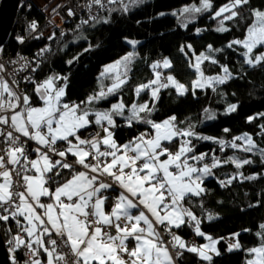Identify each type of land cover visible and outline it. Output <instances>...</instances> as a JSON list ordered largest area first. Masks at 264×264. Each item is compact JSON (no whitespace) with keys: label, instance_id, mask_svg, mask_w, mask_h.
<instances>
[{"label":"snow or ice","instance_id":"6c2138e0","mask_svg":"<svg viewBox=\"0 0 264 264\" xmlns=\"http://www.w3.org/2000/svg\"><path fill=\"white\" fill-rule=\"evenodd\" d=\"M108 2L115 4L117 0ZM119 2L123 10L127 11L123 0ZM92 4L105 7L103 0H91L84 7L90 9ZM249 4L250 0H229L215 11L214 16L222 17L220 23L223 25L225 20L240 17L239 9ZM212 7L211 0H201L200 5L185 6L180 11L201 13ZM112 10L114 9H110ZM249 11L252 22L247 26L244 38L231 41L227 47L242 45L245 49L242 53L246 58L245 63L255 67L264 64V52L257 51L264 48V10L250 8ZM68 14L71 16L74 13L69 10ZM29 27L35 30L37 25L32 22ZM227 30L223 26L217 28L220 32ZM199 31L201 29H197ZM17 40L23 42L22 37H17ZM187 47L190 48L191 45ZM208 48L212 49V46L208 45ZM2 51L0 48V52ZM132 56L133 53H129L121 61L106 66L101 77L128 62ZM20 59L25 60L21 68L30 66L26 58ZM206 59L211 57L201 54L193 65L200 73V78L193 82L194 87L222 84L231 78L226 66H222L223 76L205 78L200 64ZM212 62L216 63L215 60ZM161 64L166 69L172 66L171 61L165 58L154 63L153 70ZM3 72L5 67L0 64V73ZM155 75L156 79L135 89L137 95L144 89H151L152 98L159 99L160 88H167L169 84L161 82L160 72ZM25 79L31 81L32 78ZM61 79L67 81L66 76L53 74L36 84L34 92L43 104L34 106L27 93H18L0 75V137L3 138L4 145L0 147V221L7 223L11 218L19 229L7 241L11 246L10 251L15 253L17 249H26L28 259L25 264H41V260L37 258L41 249L47 256L46 264H177L184 251L211 262L212 254H220L216 244L225 238L213 239L201 231V220L184 206V201L205 193L206 189L202 187L204 178L212 176V169L220 166L221 161L213 156L211 164L203 163L208 153L197 155L190 139H181L176 147V137H196V133L191 126L188 129H178L175 116L159 123L142 117L140 113L155 110L154 106L149 108L147 103L132 104L131 114L125 119L129 126L133 121L150 124L154 133H140L124 144H117L112 131L115 127L114 116H124L126 105L121 100L104 111L94 110L90 106L114 94L126 83V79H122L117 73L111 86H101L98 92L89 95L79 104L63 102L67 84L55 87V81ZM166 79L180 94L188 91L173 76L169 75ZM18 83L13 80V84L18 86ZM236 107L230 105L228 111H234ZM90 115H94L95 119L90 120ZM259 115L264 116V113ZM248 119L252 120L254 117ZM93 123L105 135L95 132L89 137L81 138V131H87ZM224 131L227 132L228 129ZM197 138L215 140L222 146L242 148L245 152H253L258 148L247 134L235 137L231 142L213 137ZM235 140H242L244 144L238 145ZM29 141L38 144L33 149L37 154L35 159H29ZM165 142L168 146H165ZM58 143L64 147L59 148ZM259 153L264 159V149H260ZM53 154L60 159L53 162ZM69 154L74 157L72 163L67 162ZM224 163H235L239 169L252 161L228 157ZM77 166L83 170L77 171ZM63 170H69L70 176L64 177ZM101 177H110L111 180L108 182ZM237 177L243 180L257 178L238 172L226 182L221 181V184H231ZM110 190L116 194H110ZM41 197H47L51 202L43 203ZM21 217L27 222V226L21 222ZM213 218L211 214L207 216L208 220ZM192 222H195L196 235L205 237L208 243L189 245L173 231L174 228L179 229L185 223ZM160 226H163L164 234L161 233ZM259 228L260 231L255 233L257 245L245 249L251 257L245 260V264H264V224H260ZM8 231L11 232V229ZM243 231L248 232L250 229ZM20 233L29 239L26 240ZM165 234L170 237L167 241ZM239 235V232L232 234L233 237ZM130 243L133 244L132 247H129ZM241 247L236 239L234 243H229L228 251ZM12 259L13 264H16L14 255Z\"/></svg>","mask_w":264,"mask_h":264},{"label":"trees","instance_id":"16d2710c","mask_svg":"<svg viewBox=\"0 0 264 264\" xmlns=\"http://www.w3.org/2000/svg\"><path fill=\"white\" fill-rule=\"evenodd\" d=\"M194 2L200 0H123V4L127 5L125 11L117 1L95 17V20L87 19L88 23L80 21L70 25V29L63 34L52 31L42 35L41 30L36 32V29L29 27L32 22L36 25L42 23V12L32 2L21 0L5 51L7 55L22 51L32 56L38 79H47L53 74L66 76L67 81H55V87L60 88L66 83L64 101L79 104L89 95L98 92L101 86L109 87L113 77H100L104 66L122 60L133 49L129 39L140 40L136 53L128 61L130 73L126 83L114 94L108 95L107 99L93 104L95 107H110L122 100L126 105L125 112L128 113L132 104L147 102L149 108L155 107L151 113L142 112V117L149 120L159 123L175 116L177 127L188 129L191 126L195 133H204L216 140L233 141L235 137L249 134L258 146L257 150L264 149V116L258 114L249 120L241 114L243 110L264 101V64L249 66L242 55L244 48L239 45L227 47L231 41L244 38L246 28L252 22L249 9L264 10V0H250L249 5L239 9L240 17L225 20L223 25L220 23L222 17H215L214 13L229 0H211V10L194 14L191 21L187 20L185 27L181 17L173 13L180 12L185 5ZM221 26L228 30L217 31ZM197 29L201 31L197 32ZM17 37H22L23 42L17 40ZM208 45L221 51H213ZM201 54L211 57L203 62L205 74H221L222 66H226L231 78L222 84L193 90L192 83L198 76L193 59ZM165 58H169L172 65L167 71L188 85L189 90L180 94L175 87L168 86L160 91L158 100L151 97L148 89L137 95L135 89L138 86L154 79L152 65ZM31 98L34 106L42 103L34 91L31 92ZM230 105H237L238 111L228 112ZM205 109L208 111L205 112ZM115 123L117 128L113 132L117 144H124L140 133L154 132L150 124L142 121H135L129 126L125 118L118 117ZM96 126L92 124L87 131ZM87 131L82 130L81 133ZM181 139L175 138L176 147ZM191 141L197 155L208 153L203 163L211 164L215 156L221 164L212 169V176L204 179L205 193L200 197L185 199L184 206L201 220V231L213 238L225 239L219 241L220 254L214 255L211 262L184 251L178 264H245V260L251 258L245 249L257 245L255 233L260 231L259 225L264 224V159L259 151L245 152L222 146L215 140L193 137ZM165 146H168L167 142ZM228 157L249 159L252 163L238 169L235 163H224ZM79 169L77 166V171ZM238 172L257 178L243 180L237 177L231 184H221V181L226 182ZM70 174L69 170H63L64 177ZM209 214L214 217L212 220L207 219ZM1 226L6 243L19 230L11 218L7 223L2 222ZM244 229L250 231L245 232ZM173 230L182 235V239L189 245L193 238L197 239L196 246L203 240L195 233V222L185 223L181 228ZM237 232L240 233L239 237H233L232 234ZM236 239L242 247L228 251L229 243ZM7 246L10 245L7 243ZM39 256L41 264H46L47 256L42 249ZM11 262L13 264V259Z\"/></svg>","mask_w":264,"mask_h":264},{"label":"built area","instance_id":"2783aa9c","mask_svg":"<svg viewBox=\"0 0 264 264\" xmlns=\"http://www.w3.org/2000/svg\"><path fill=\"white\" fill-rule=\"evenodd\" d=\"M24 1L32 2L42 12L44 19L42 23L40 25L38 24L36 27V32H39L41 30L42 35H46L52 31L57 34H63L66 30L70 29L69 28L70 25H73L83 20L91 19L90 17H97L100 14L107 11L112 6V3H109L108 0H103L105 7L101 8L100 5L92 4L90 9L84 7V5L91 3V0H24ZM58 5L59 7H57ZM53 9H56V11L54 12ZM69 10H71L72 13L74 14L70 16L68 14ZM9 39L3 46L0 47L3 49V51L0 52V64H3L5 67V72L0 73V75H3L4 79L8 81L9 85L15 91H17L20 94L27 93L31 97V92L29 90V87L33 86L35 88L36 84L43 82L45 79L39 80L37 78V74H36L37 71L35 68V64L33 62V57L30 56L29 54L22 51H17L10 55L6 54L5 48L9 44ZM21 57L26 58V61L30 64L28 68L26 69L21 68V65L25 63V60L20 59ZM13 61H18V63H13ZM33 69H35V71H33ZM25 77H31L32 79L31 81L26 80ZM13 80L19 82L18 86L16 84H13ZM33 81L35 83H33ZM89 131L95 133V130H89ZM2 139L3 138L0 137V147L4 146L2 143ZM36 147H38V144L35 141L28 142L27 150H28L29 159H32L33 155L35 154L33 149ZM51 157L54 160L60 159V157L55 156L54 154ZM66 159L68 163L73 162L69 158ZM101 179H104L105 181L108 182H110L111 180L110 177H101ZM160 231L162 234H164L163 226H160ZM174 232L178 235L177 231ZM20 234L24 235L26 240L29 239L28 237H26L25 234L23 233ZM164 238L166 241L170 239V237H168L166 234L164 235ZM196 243H197L196 238L191 239V245L193 244L196 245ZM26 252H27L26 249L20 248L17 249L15 253L11 254L12 257L13 255L15 256V260H17L16 264H25V260L28 259ZM12 257L10 256V258ZM37 258L40 259V256H38Z\"/></svg>","mask_w":264,"mask_h":264},{"label":"rangeland","instance_id":"374dc122","mask_svg":"<svg viewBox=\"0 0 264 264\" xmlns=\"http://www.w3.org/2000/svg\"><path fill=\"white\" fill-rule=\"evenodd\" d=\"M200 3H201V0H200V2H198V3H196V2H194V3H192V4H189V5H193V4H195V5H200ZM189 5H185V6H189ZM184 6V7H185ZM183 7V8H184ZM183 8H181V9H183ZM180 9V10H181ZM209 10H211V9H209ZM177 14V16H179V17H181V21L183 22V24L184 25H186L187 24V20L188 21H191V17L194 15V14H196V13H191V12H189V13H181V11L180 12H178V13H176ZM133 41H135L136 43L135 44H133V43H131V42H133ZM128 42L131 44V46L133 47V49L129 52V53H136L135 52V49L137 48V46L139 45V43H140V40H137V39H129L128 40ZM239 46H241L242 48H243V46L242 45H239ZM244 51H245V49H244ZM257 51H259V52H264V48H261V49H259V50H257ZM128 53V54H129ZM127 54V55H128ZM126 55V56H127ZM205 55V54H204ZM200 55H196V57L193 59V65H195L196 64V58L197 57H199ZM206 56V55H205ZM168 60H170L169 58H167ZM164 60V59H163ZM163 60H161V61H163ZM207 60V59H206ZM206 60H203L202 61V63L200 64V68H201V70L203 71V69H202V65H203V62L204 61H206ZM119 61H121V60H119ZM125 63H126V66H127V68L125 69ZM125 63H122V64H120L114 71H112V72H109L108 74H111V73H113V76H111V77H113V81H112V83L114 82V78H115V76L117 75V73H119L120 75H121V78L122 79H127V77H128V75H129V73H130V66H129V63L128 62H125ZM115 64V63H114ZM113 65V64H112ZM195 68V67H194ZM228 68V67H227ZM169 68H164L163 67V65L161 64L159 67H157L156 69H155V71H154V73H156V72H160L161 73V82H163V83H168L169 84V86H172V87H175L170 81H168L166 78L169 76V75H171V76H173L174 78H175V80L176 81H178L180 84H183L188 90H189V86L188 85H186L185 83H183V82H181V81H179L173 74H171V73H169L167 70H168ZM195 70L197 71V74H198V76H197V79L196 80H198L199 78H200V73H199V71L195 68ZM125 72H126V75H125ZM203 73H204V71H203ZM37 74V73H36ZM112 75V74H111ZM223 76L224 75V72H222L221 74H216V75H207V74H205L204 73V77L205 78H207V77H214V76ZM154 79H156V75H155V77H154ZM153 79V80H154ZM40 80V79H39ZM42 80H44V79H42ZM195 80V81H196ZM194 82V81H193ZM111 83V84H112ZM111 84L109 85V86H111ZM216 84H219V83H213V84H210V85H208V86H206V87H209V86H215ZM206 87H203V88H206ZM176 88V87H175ZM33 89H34V87L33 86H30L29 87V90H30V92H32L33 91ZM163 88H160V90H159V93H158V95L160 94V91L162 90ZM177 89V88H176ZM192 89L193 90H195V89H200V88H196V87H194V85H193V83H192ZM146 90V89H145ZM147 91H149L150 92V95H151V89H148ZM178 91V90H177ZM152 97V96H151ZM121 100H118V101H116L115 103H113V104H116V103H118V102H120ZM144 103H147V102H140V103H135V104H137V105H140V104H144ZM112 104V105H113ZM148 104V103H147ZM111 105V106H112ZM111 106L110 107H104V108H97V107H91V108H93L94 110H99V111H104V110H108V109H111ZM237 106V105H236ZM131 109V108H130ZM130 109H129V112L127 113V112H125L124 113V116H114V120L116 121V119L118 118V117H122V118H125V117H127V116H129L130 114H131V112H130ZM125 110H126V108H125ZM238 111V107H236V109L234 110V111H231V112H237ZM264 111V101L262 102V103H260V104H258V105H255V106H253L252 108H250V109H248V110H243L242 112H241V114L244 116V117H246V118H249V117H255L256 115H258V114H260V112H263ZM229 112V111H228ZM140 115L142 116V113H140ZM90 119V118H89ZM90 120H92V119H90ZM133 122H135V121H133ZM104 124H105V127H107V122L105 121L104 122ZM177 127V126H176ZM96 128L97 129H93L92 128V130H95V132H100V134H102V130H99V128L96 126ZM117 128V125H116V123H115V127L114 128H112V131H114L115 129ZM178 129H182V128H180V127H177ZM155 131V130H154ZM88 133H86V134H81V137L82 138H86V137H89L90 136V134H92V133H94V132H92V131H87ZM145 133V132H144ZM154 133V132H153ZM88 134V135H87ZM244 135V134H243ZM243 135H241V136H243ZM248 136H250L249 134H247ZM196 137H209V136H207V135H205L204 133H201V134H198V133H196ZM251 137V136H250ZM177 138V137H176ZM193 137H184V138H182V139H192ZM252 138V137H251ZM252 140H253V138H252ZM225 142H231V141H225ZM166 143V142H165ZM235 143L236 144H238V145H241V144H244V141H242V140H235ZM235 149H238V150H243L242 148H235ZM258 149V148H257ZM257 149H255L254 151H253V153H256V152H258L259 150H257ZM161 159H164V157H161ZM190 163V162H189ZM197 166H199V165H197ZM78 167H80V166H78ZM207 177H209V176H207ZM206 178V177H205ZM204 178V179H205ZM202 187H204V185H202ZM38 211H41V210H38ZM186 220H187V218H186ZM181 238H182V235H179ZM200 238H203V240H200L199 241V245L198 246H200V245H203V244H205V243H208V241H207V239L205 238V237H202V236H199ZM213 239H216V238H213ZM220 241V240H219ZM230 243H234V242H230ZM130 247V246H129ZM216 248L218 249V251H219V243L218 244H216ZM8 250H9V254H10V256L12 257V252L10 251V246L8 247ZM213 256L215 255V254H212ZM127 258V257H126ZM10 260H12V258H10Z\"/></svg>","mask_w":264,"mask_h":264},{"label":"water","instance_id":"95a60500","mask_svg":"<svg viewBox=\"0 0 264 264\" xmlns=\"http://www.w3.org/2000/svg\"><path fill=\"white\" fill-rule=\"evenodd\" d=\"M21 0H1L0 2V47L11 37ZM0 221V264H12L9 250L2 233Z\"/></svg>","mask_w":264,"mask_h":264},{"label":"crops","instance_id":"0c3cea01","mask_svg":"<svg viewBox=\"0 0 264 264\" xmlns=\"http://www.w3.org/2000/svg\"><path fill=\"white\" fill-rule=\"evenodd\" d=\"M117 61H119V60H117ZM117 61H115V62H113V63H110V64H108V65H112V64L116 63ZM108 65H106V66H108ZM106 66H104L103 72H104ZM111 74H112V75H111ZM111 74H108V73H107L103 78H111V76H113V73H111ZM100 77H101V75H100ZM63 102H65L64 99H63ZM66 103H67V102H66ZM42 104H43V102H42L41 104H39V105H36V106H42ZM77 104H78V103H77ZM90 107H95V106H94V105H91ZM89 118L92 119V120L95 119L94 115H93L92 118H91V116H89ZM93 124H94V123H93ZM90 126H91V125H90ZM90 126H89V127H90ZM97 127L99 128V130H101V128H100L99 126H97ZM95 129H97V128L95 127ZM85 133H86V132H85ZM85 133H80V135H81V134L83 135V134H85ZM100 135L103 136V135H105V133L102 131V134H100ZM36 143H37V142H36ZM58 147L62 149V148L64 147V145L58 143ZM102 150H103V146H102ZM36 156H37V154L35 153V154L33 155L32 159H35ZM70 156H72V155L69 154V155L67 156V158H69V159H71V160L73 161V160H74V157L72 156L73 158H71ZM51 159H52L53 162L55 161L52 157H51ZM81 170H83V169L80 167V169H79L78 171H81ZM30 174H31V173H30ZM110 194L115 195L116 193H115V192H111V190H110ZM41 202H43V203H50L51 200H50L49 198H48V199H43V197H41ZM37 210H41V209H37ZM106 210H108V209H107V206H106ZM41 211H42V210H41ZM20 219H21V222H22L25 226H27V222L24 220V218L21 217ZM129 246L132 247L133 244L130 243ZM125 259H127V258H125Z\"/></svg>","mask_w":264,"mask_h":264}]
</instances>
